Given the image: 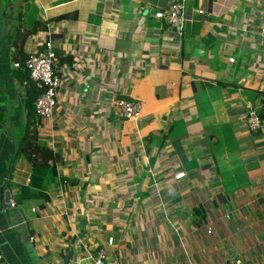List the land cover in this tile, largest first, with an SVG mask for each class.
I'll list each match as a JSON object with an SVG mask.
<instances>
[{"label": "crops", "instance_id": "1", "mask_svg": "<svg viewBox=\"0 0 264 264\" xmlns=\"http://www.w3.org/2000/svg\"><path fill=\"white\" fill-rule=\"evenodd\" d=\"M171 1L0 0L6 263L87 264L104 249L115 264H264V107L260 130L246 123L264 100V0H186L181 33L153 15ZM35 21L24 53L51 39L60 77L38 134L63 161L46 196L16 203L32 167L12 161L41 87L18 75L13 40ZM120 96L139 117L116 115Z\"/></svg>", "mask_w": 264, "mask_h": 264}, {"label": "built area", "instance_id": "2", "mask_svg": "<svg viewBox=\"0 0 264 264\" xmlns=\"http://www.w3.org/2000/svg\"><path fill=\"white\" fill-rule=\"evenodd\" d=\"M186 0H172L164 9L154 11V17L168 23L175 31L181 33L186 21L185 15ZM202 12V10H199ZM259 35L264 40V9L261 15ZM57 52L51 39L42 43V47L33 50L26 55L23 61H14V66L29 75L37 85L41 87V93L33 101L31 113L37 119V124L45 118L54 115L57 104V94L60 85V77L55 68ZM232 59V58H231ZM21 75V74H20ZM22 76V75H21ZM113 109L121 119L137 118L140 115L142 102L137 98L117 97L112 102ZM262 117L258 108L252 103L247 105L246 123L250 131L257 132L262 128ZM185 176V171L174 174L176 179ZM14 205V202L11 201ZM229 216L228 214L226 215ZM212 232V226L207 225V233ZM4 255L0 248V264H4ZM87 264H115L110 260L106 250L100 249L91 256ZM217 264H248L242 256H237L231 261H221Z\"/></svg>", "mask_w": 264, "mask_h": 264}, {"label": "trees", "instance_id": "3", "mask_svg": "<svg viewBox=\"0 0 264 264\" xmlns=\"http://www.w3.org/2000/svg\"><path fill=\"white\" fill-rule=\"evenodd\" d=\"M66 15H60L56 18L65 17ZM70 16V15H67ZM45 24L39 21H35L31 29L23 31L19 29L16 33V37L13 40L14 46V60L23 61L26 58L24 53V46L27 42L28 36L32 33L37 32L39 29H44ZM20 74L30 77L27 73L18 70V75ZM41 93L35 94L31 100V107H29V112L26 114L25 125L23 135L17 142L16 155L12 161V164L20 158H26L32 167V173L30 177L29 184L27 186H20V191L16 195L15 202L17 203L25 197H33L38 195L46 196L43 191L46 189L47 184L51 182L58 174L57 165L63 161V157L60 154L54 153L53 150L47 145V143L38 134L37 119L31 113L32 104L36 96ZM261 111H259L262 116L264 100H261ZM4 264H8L4 262Z\"/></svg>", "mask_w": 264, "mask_h": 264}, {"label": "water", "instance_id": "4", "mask_svg": "<svg viewBox=\"0 0 264 264\" xmlns=\"http://www.w3.org/2000/svg\"><path fill=\"white\" fill-rule=\"evenodd\" d=\"M2 206H3V208H6L8 206H12L10 192L8 190H6V192H5V196H4V199L2 201Z\"/></svg>", "mask_w": 264, "mask_h": 264}, {"label": "bare ground", "instance_id": "5", "mask_svg": "<svg viewBox=\"0 0 264 264\" xmlns=\"http://www.w3.org/2000/svg\"><path fill=\"white\" fill-rule=\"evenodd\" d=\"M28 55V54H27Z\"/></svg>", "mask_w": 264, "mask_h": 264}]
</instances>
